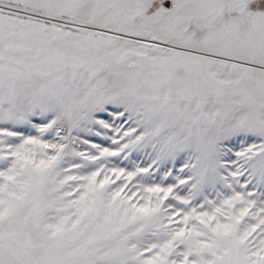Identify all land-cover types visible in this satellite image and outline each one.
<instances>
[{
  "label": "snow or ice",
  "instance_id": "snow-or-ice-1",
  "mask_svg": "<svg viewBox=\"0 0 264 264\" xmlns=\"http://www.w3.org/2000/svg\"><path fill=\"white\" fill-rule=\"evenodd\" d=\"M0 264H264V0H0Z\"/></svg>",
  "mask_w": 264,
  "mask_h": 264
}]
</instances>
